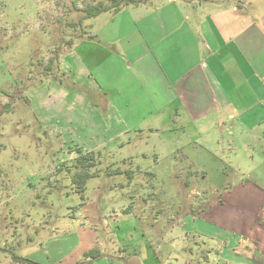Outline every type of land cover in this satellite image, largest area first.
Instances as JSON below:
<instances>
[{"label":"crops","instance_id":"obj_1","mask_svg":"<svg viewBox=\"0 0 264 264\" xmlns=\"http://www.w3.org/2000/svg\"><path fill=\"white\" fill-rule=\"evenodd\" d=\"M134 7L78 42L94 96L120 97L92 103L108 122L119 115L120 136L147 125L160 138L155 162L188 161L191 175L211 179L215 197L162 219L146 212L152 198L87 204L94 213L75 224L74 246L42 264H264V0ZM230 175L241 179L229 183ZM159 204L157 212H174Z\"/></svg>","mask_w":264,"mask_h":264},{"label":"rangeland","instance_id":"obj_2","mask_svg":"<svg viewBox=\"0 0 264 264\" xmlns=\"http://www.w3.org/2000/svg\"><path fill=\"white\" fill-rule=\"evenodd\" d=\"M113 1L0 0V264H42L45 255L70 250L75 224L88 225L94 213L87 204L152 198L156 204L146 212L162 213V219L189 207L203 210L215 197L211 179L191 175L188 161L155 162L160 138L147 125L120 136L119 115L108 122L102 105H93L105 93L120 97L94 96V77L79 61L78 42L93 38L122 11L161 0H123L130 4L120 12L86 17L85 8ZM84 155L91 165L77 160ZM162 169L169 171L148 174ZM159 201L171 203L174 212H157ZM149 215L145 219L153 220Z\"/></svg>","mask_w":264,"mask_h":264},{"label":"trees","instance_id":"obj_3","mask_svg":"<svg viewBox=\"0 0 264 264\" xmlns=\"http://www.w3.org/2000/svg\"><path fill=\"white\" fill-rule=\"evenodd\" d=\"M130 3L128 2H125L123 0H114L111 4H106V3H103V2H99L98 4L96 5H93L91 7H88V8H85L84 9V12L86 13V17L87 18H90V17H96L98 15H100L101 13L103 12H106V11H111V9H113V11L116 13V12H120L122 9H124L126 6H128ZM91 37V36H90ZM90 156V155H88ZM87 156L84 155V156H80L77 160H82V161H87L89 165H91V162L92 159H91V156L89 159H86ZM85 163V162H83ZM93 253L90 251L88 253H86V256L88 255H92ZM17 260L19 262H22V263H26V262H29V263H33L32 261H30L29 259H26L24 257H18Z\"/></svg>","mask_w":264,"mask_h":264}]
</instances>
